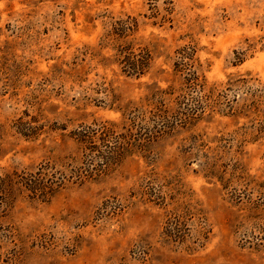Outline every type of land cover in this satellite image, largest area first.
Returning a JSON list of instances; mask_svg holds the SVG:
<instances>
[{"label":"rangeland","instance_id":"obj_1","mask_svg":"<svg viewBox=\"0 0 264 264\" xmlns=\"http://www.w3.org/2000/svg\"><path fill=\"white\" fill-rule=\"evenodd\" d=\"M131 117L78 180L71 133ZM0 264H264V0H0Z\"/></svg>","mask_w":264,"mask_h":264},{"label":"trees","instance_id":"obj_2","mask_svg":"<svg viewBox=\"0 0 264 264\" xmlns=\"http://www.w3.org/2000/svg\"><path fill=\"white\" fill-rule=\"evenodd\" d=\"M126 52L123 56V64L127 75L140 77L144 75L149 65V54H135L131 51ZM182 67L187 64H179ZM181 67V68H182ZM187 70L186 80L196 87L198 85V76L191 72L189 66L178 71ZM129 123L123 124L121 127L115 123L105 122L94 124L91 126L81 127L71 133V137L80 151V166L75 169L73 174L78 180L95 179L105 175L112 167L118 165L129 155L132 150L129 148L145 147V133L142 124L135 118H130ZM51 168H42L35 175L30 174L26 180V187L38 198L45 199L50 196L55 189L63 185L62 174L50 171ZM64 178V177H63Z\"/></svg>","mask_w":264,"mask_h":264}]
</instances>
